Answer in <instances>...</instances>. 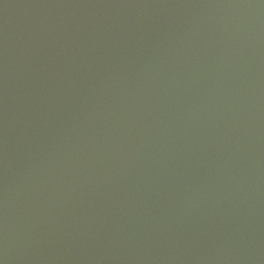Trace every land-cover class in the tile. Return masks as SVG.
I'll return each instance as SVG.
<instances>
[{
	"label": "water",
	"instance_id": "95a60500",
	"mask_svg": "<svg viewBox=\"0 0 264 264\" xmlns=\"http://www.w3.org/2000/svg\"><path fill=\"white\" fill-rule=\"evenodd\" d=\"M0 264H264V0H0Z\"/></svg>",
	"mask_w": 264,
	"mask_h": 264
}]
</instances>
